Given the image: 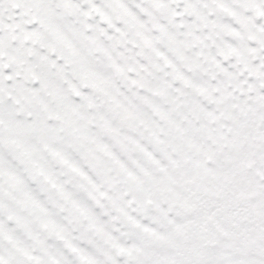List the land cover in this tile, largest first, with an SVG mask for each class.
<instances>
[{
    "label": "snow or ice",
    "instance_id": "snow-or-ice-1",
    "mask_svg": "<svg viewBox=\"0 0 264 264\" xmlns=\"http://www.w3.org/2000/svg\"><path fill=\"white\" fill-rule=\"evenodd\" d=\"M0 264H264V0H0Z\"/></svg>",
    "mask_w": 264,
    "mask_h": 264
}]
</instances>
